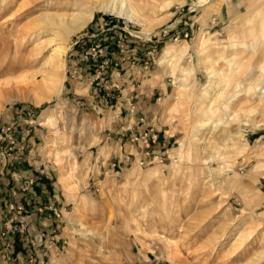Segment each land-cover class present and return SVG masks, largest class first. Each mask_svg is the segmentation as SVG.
<instances>
[{
    "label": "rangeland",
    "instance_id": "1",
    "mask_svg": "<svg viewBox=\"0 0 264 264\" xmlns=\"http://www.w3.org/2000/svg\"><path fill=\"white\" fill-rule=\"evenodd\" d=\"M21 1L0 0V66L9 70L0 80L20 79L26 72L39 70L45 56L52 52V47L42 43L50 30H56L37 25L27 32V23L46 11L72 13L84 8L76 7L81 3H74L75 0ZM262 1L227 0L218 15L210 14L206 20L200 19L199 9L190 10L191 0H173L166 8L154 6L149 11L158 17L154 27L160 31L150 38L155 50L149 69L159 70L171 89L170 96L158 102L156 109L163 128L171 135L169 159L166 166L136 165L117 177H107L99 184V194L86 186V173L79 170V165L75 169L74 159L98 141L97 128L82 125L78 117L74 120L75 109L65 104L64 93L79 68L73 58L80 51L83 59L85 50L79 49L76 41L80 36V43L92 38L84 36V32L95 23L104 24L102 38L107 40L117 32L129 35L128 29L138 30L140 26L124 16L96 10L84 28L68 33L64 45L72 44V48L63 56L67 78L61 93L39 105L30 100L4 103L0 108V128L13 126L15 135V129L22 124L33 125L36 119L42 124L36 134L30 132L22 139L32 137L34 144L30 142L27 150L40 152L47 160L45 164L50 165L49 176L43 178L47 180L45 185L58 184L71 203L60 218H55L50 212L55 205L38 204L31 190L34 184L23 190L26 184L20 188L18 172L4 171L13 161L12 153L20 151L21 135L16 134L12 149L5 147L4 164L0 149V264H264V108L248 115V110L260 103L256 96L251 97L243 109L239 106L246 97L242 90L229 102L232 110L239 111L230 119L223 100L240 87L234 88L230 82L221 97L204 94L210 78L195 53L203 25L204 40L228 46L231 32L238 30L241 23L249 24L244 18ZM174 22L172 29L162 31ZM258 22V18H253L254 26ZM113 25L120 29L112 28ZM254 29H259V25ZM258 35L257 32L252 39L257 45ZM170 44L185 50L175 74L158 64ZM100 47L103 49L101 44ZM209 55L212 67L232 75L219 54L212 49ZM247 55L244 51L239 59L248 58ZM179 56L170 61L175 62ZM251 62H256V57ZM243 70L235 72L232 79L242 78L247 71ZM90 80L91 86L99 83L97 79ZM178 88L179 96L173 97ZM211 96V106L217 111L199 126L197 120L201 116L197 109L207 104ZM46 111L51 118L43 122ZM2 142L0 138V145ZM257 165L255 170L253 166ZM24 191L30 208L14 203L20 201V192ZM250 192L257 193V200L249 201L244 196ZM18 205L23 207L20 212ZM43 208L41 213L38 209Z\"/></svg>",
    "mask_w": 264,
    "mask_h": 264
},
{
    "label": "crops",
    "instance_id": "2",
    "mask_svg": "<svg viewBox=\"0 0 264 264\" xmlns=\"http://www.w3.org/2000/svg\"><path fill=\"white\" fill-rule=\"evenodd\" d=\"M103 25L91 24L84 32V36L92 38L84 40L82 42L84 45L80 43L77 46L79 49H86L92 44H101L104 49L103 56L97 61H86L80 58L78 50L73 59L78 62L79 68L73 75L69 89L64 93L66 106L75 109L74 120L78 117L82 125L97 128L98 141L87 146V150L81 152L80 158H74L77 161L75 169L77 170L76 165H79V170L86 173L84 178L86 186L92 189L94 194H99V184L103 179L117 177L121 172L138 165V159L144 149L149 150L151 155L162 157L164 162L158 164L166 166L165 162L169 159V144L172 140L156 112L158 102L168 98L171 89L164 75L163 77L159 75V70L149 69L155 44L151 39L136 40L130 34L121 32L107 40L102 38ZM112 28L120 29L116 25ZM102 62H105L103 69L99 67ZM73 64L77 65L75 62ZM90 79H97L99 83L91 86ZM86 80L88 84H84ZM132 107L134 109L131 111ZM107 108L109 110H106ZM126 124H131L130 131L124 130ZM41 126L36 119L33 125L22 124L19 129H15V135L19 136V133L21 135L18 147L20 151L12 153L13 161L4 171L18 172L20 188L27 177L34 176L36 182L31 190L38 204L55 205L62 215L65 206L71 201H67V196L58 184L45 185L47 180L44 181L43 178L49 176L50 165L45 164L47 160L40 152L36 153L33 148L27 150L30 142L34 144L32 137L26 141L22 139V136L26 138L30 132L36 134ZM143 134L146 135V143L140 139ZM133 137L137 139L133 140ZM5 147L6 143L2 142L0 149L3 164ZM71 157L68 156L72 160ZM27 198L29 197L25 191L20 192V201L14 200V203L30 208Z\"/></svg>",
    "mask_w": 264,
    "mask_h": 264
},
{
    "label": "bare ground",
    "instance_id": "3",
    "mask_svg": "<svg viewBox=\"0 0 264 264\" xmlns=\"http://www.w3.org/2000/svg\"><path fill=\"white\" fill-rule=\"evenodd\" d=\"M32 1L34 0H22L20 3H28ZM77 1L81 4L76 7L84 6V8L81 10H77L76 8L72 13L46 11L24 26L27 32L31 31V29L37 25L53 27L56 31L50 30L46 41L42 43L44 46L49 45L52 47V52L45 56V60L41 64L39 70L26 72L20 77V79L1 78L0 108H2L3 104L6 102L12 103L20 100H30L34 105H39L44 100H48L52 95H59L61 93L64 87L65 78H67V74H65L67 63L66 58L63 56L72 48V44L68 46L64 45L68 33L84 28L92 20L93 13L96 10L124 16L129 22L137 23L140 26V29H128L129 34L133 37L148 41L153 35L159 34L160 32L154 27L158 23V17L154 16V14H150L149 11H152L154 6L162 9L173 3V0H75L74 3H77ZM226 1L227 0H191L190 10L199 9L202 12L200 19L206 20L210 14L211 16L218 15L222 4ZM253 18H258L259 22L256 26L259 25V29H254L256 26H254ZM244 21H249V24L243 25V23H241L238 30L231 32L228 46L220 47L219 43L204 40L202 36L204 25L198 33L195 44L197 60L205 67L208 79L210 78L203 90L204 94L209 95L210 93H215V96L220 95L221 97L225 87L230 86V82H232V87H240L238 91L233 92L231 95L229 94L230 96L223 100V104L221 102L225 114L228 115L230 119L234 116L236 117V115L239 114V111H236L237 109L232 110L229 102H232L237 98V93L242 90L246 97L242 100V103L239 104V106L241 105L243 108L244 103H248L253 99L251 97L255 96L259 100L256 99V104H258V102L260 103V106L248 110V115L260 111L259 107L261 106L264 108V1H262L252 13L247 15L246 18H244ZM174 25L175 22L165 26L162 31L166 32L172 29ZM257 32L259 33V45L255 44V41L252 40ZM212 49L213 52L215 51V53L219 54L220 57L225 60L227 69L232 71V75L227 73V71L223 73L224 71L222 72V68L217 70L218 67L216 68L215 66V69L211 66L212 64L209 53ZM244 51L248 52V58L243 57L239 59L240 54ZM177 54L180 56L175 62H171L170 59ZM184 56V48L177 47L176 44H170L163 50L162 55L158 59V64L171 70L173 74H175L177 67H179L180 60H183ZM253 57H256V62L254 63L251 62ZM240 70H243L242 72L245 70L247 71L243 74L242 78H238L236 81L233 80L232 77L235 75V72ZM7 71L9 72L8 69L0 66V76L6 74ZM182 72L188 73V70L182 69ZM179 93L180 88H178L172 96H179ZM212 97L213 96L208 98L207 104L205 102V105H199V108L197 109V114L201 116V118H198L197 120L199 126H203L204 122L212 117L217 111L215 107L211 106L213 103ZM256 104H254V106ZM241 107L239 110L244 109ZM133 109L134 108L132 107L131 111ZM49 115L50 112H44L43 122L49 121L51 118ZM207 115L209 117L206 119L202 118V116ZM254 118L255 117H253V119ZM128 126L129 128H132L131 124H128ZM255 167L253 166L256 170L258 165ZM244 196L249 199V201H255L258 197L257 193L252 195L251 192L249 194L245 193Z\"/></svg>",
    "mask_w": 264,
    "mask_h": 264
},
{
    "label": "built area",
    "instance_id": "4",
    "mask_svg": "<svg viewBox=\"0 0 264 264\" xmlns=\"http://www.w3.org/2000/svg\"><path fill=\"white\" fill-rule=\"evenodd\" d=\"M83 37H79L78 40L76 41V44H80V42L82 41ZM104 54V49H102L100 47V44H95L92 47H88L84 50L83 55L81 54V56L83 57L84 60L88 61V60H95L97 61V59L101 56H103ZM105 65V62L100 63L99 67L101 69H103ZM124 130L125 131H130L131 128H129L128 124L124 125ZM0 138L6 143L7 145V149L11 150L12 147L14 146L13 144L15 143V139H14V128L13 126H8V125H4L0 128ZM136 137H133V140H136ZM140 139L142 140V142L146 143V135L143 134ZM164 162V159L162 157H159L158 155H151L149 150L144 149V151L141 153L139 159H138V165L143 168V167H147L150 165H153L154 163H162ZM36 179L33 176H29L28 178L25 179V184L26 186L23 188V190H27V187L32 186L35 183ZM16 209L18 210V212H20V210L23 209L22 206L18 205L16 206ZM45 208L43 209H38L41 213L43 212ZM51 214L54 215L55 218H60L61 216V212L58 209H51L50 210Z\"/></svg>",
    "mask_w": 264,
    "mask_h": 264
}]
</instances>
